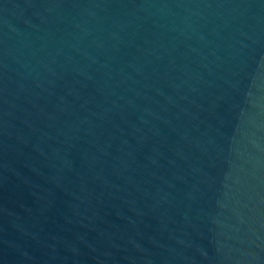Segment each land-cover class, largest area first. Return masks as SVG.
Returning a JSON list of instances; mask_svg holds the SVG:
<instances>
[{
    "label": "water",
    "instance_id": "obj_1",
    "mask_svg": "<svg viewBox=\"0 0 264 264\" xmlns=\"http://www.w3.org/2000/svg\"><path fill=\"white\" fill-rule=\"evenodd\" d=\"M0 264H264V0H0Z\"/></svg>",
    "mask_w": 264,
    "mask_h": 264
}]
</instances>
